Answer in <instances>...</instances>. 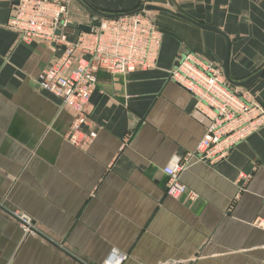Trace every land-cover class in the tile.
<instances>
[{
	"label": "crops",
	"instance_id": "obj_1",
	"mask_svg": "<svg viewBox=\"0 0 264 264\" xmlns=\"http://www.w3.org/2000/svg\"><path fill=\"white\" fill-rule=\"evenodd\" d=\"M84 1L109 15L161 8L199 26L148 12L163 34L156 66L97 76L83 127L96 136L81 149L66 139L70 110L36 84L61 48L20 42L7 28L12 2L0 0V264H104L113 249L124 264H264V230L254 225L264 220V128L216 165L189 160L183 197L166 195L163 174L195 152L208 126L168 72L192 53L222 69L227 56L232 83L252 78L264 68V0ZM89 13L71 0L72 24ZM245 90L264 108V77ZM15 212L37 235L21 231Z\"/></svg>",
	"mask_w": 264,
	"mask_h": 264
},
{
	"label": "built area",
	"instance_id": "obj_2",
	"mask_svg": "<svg viewBox=\"0 0 264 264\" xmlns=\"http://www.w3.org/2000/svg\"><path fill=\"white\" fill-rule=\"evenodd\" d=\"M70 3L71 0H18L7 28L22 43L42 40L55 45L57 50L61 48L60 56L38 74L36 84L70 110L72 123L66 139L85 149L96 136L94 132H84L83 127L89 121L87 107L97 76H125L154 69L163 34L150 13L141 11L100 19L99 28L70 39L66 27L71 23ZM176 63L168 72L169 80L193 98L194 111L208 121V126L193 154L163 168L165 193L172 198L188 194L180 176L189 160L195 158L216 165L226 160L234 147L264 128V108L249 91L231 87L220 65L192 53L181 54ZM132 135L126 136L124 146ZM189 197L196 199L193 194ZM11 215L25 235H37L29 216L19 212ZM254 225L264 230L263 219L257 218ZM126 259L125 253L113 249L104 264H124ZM192 263L190 259L164 264Z\"/></svg>",
	"mask_w": 264,
	"mask_h": 264
},
{
	"label": "water",
	"instance_id": "obj_3",
	"mask_svg": "<svg viewBox=\"0 0 264 264\" xmlns=\"http://www.w3.org/2000/svg\"><path fill=\"white\" fill-rule=\"evenodd\" d=\"M12 2V6H16L17 5V2L18 0H11ZM81 2L95 15L97 16L99 19H106V18H111V17H116V15H109V14H104L102 12H99L97 11L96 9H94L92 6H90L87 2H85L84 0H81ZM169 2V5L171 6V2L170 0H168ZM141 11H145V12H150V11H162V12H166V13H170L172 15H175L179 18H182L188 22H191L195 25H198L197 23H195L194 21H192L191 19H188V18H185L179 14H175L173 12H170V11H166L164 9H161V8H156V7H151V6H142L140 7L137 11L135 12H141ZM199 26V25H198ZM68 29H71L75 32V36H78L80 33H90L93 29H97L100 27V22L99 21H93L91 22L90 24L88 25H83V24H80V25H77V24H72V23H69L67 24L66 26ZM202 28H204L205 30H212V31H216L212 28H209L207 26H200ZM226 54H228V52L226 51ZM226 62H227V56L225 57V65L223 67V73H224V77L226 79V81L228 83H230L232 86H235V87H241V88H245V89H248L249 87H251L253 85L254 82H256L258 79L262 78L263 75H264V68L262 70H260L258 73H256L252 78H250L249 80L245 81V82H242V83H232L230 82L228 76H227V72H226ZM177 66V63L176 65ZM250 169V168H249Z\"/></svg>",
	"mask_w": 264,
	"mask_h": 264
},
{
	"label": "rangeland",
	"instance_id": "obj_4",
	"mask_svg": "<svg viewBox=\"0 0 264 264\" xmlns=\"http://www.w3.org/2000/svg\"><path fill=\"white\" fill-rule=\"evenodd\" d=\"M74 1V0H73ZM82 10V9H81ZM69 17H70V14H69ZM98 21V20H100L97 16H95L94 14H92V13H89V15L86 17V19H84V25H88V24H90L91 22H93V21Z\"/></svg>",
	"mask_w": 264,
	"mask_h": 264
},
{
	"label": "trees",
	"instance_id": "obj_5",
	"mask_svg": "<svg viewBox=\"0 0 264 264\" xmlns=\"http://www.w3.org/2000/svg\"><path fill=\"white\" fill-rule=\"evenodd\" d=\"M264 76V75H263Z\"/></svg>",
	"mask_w": 264,
	"mask_h": 264
}]
</instances>
